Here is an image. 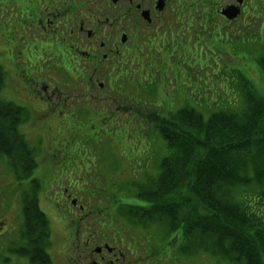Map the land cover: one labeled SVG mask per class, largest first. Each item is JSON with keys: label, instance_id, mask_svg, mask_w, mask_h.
<instances>
[{"label": "rangeland", "instance_id": "obj_1", "mask_svg": "<svg viewBox=\"0 0 264 264\" xmlns=\"http://www.w3.org/2000/svg\"><path fill=\"white\" fill-rule=\"evenodd\" d=\"M197 1L201 3L198 5L190 1L189 4L193 3L191 8L185 6L191 9L186 16L182 11H178L176 16L170 15L172 23L164 27L163 31H166L165 38L173 31L174 38L145 50L154 49L147 57L138 59L135 56L132 59L133 66L127 65L129 74L125 77L117 80L112 76L117 80L113 84V91L109 90V84L112 83L108 81L102 90L96 86L94 92L86 93L81 78L74 77L71 72H64L63 75L59 71L65 61L64 56H58L65 49L61 41H47L39 33L44 29L41 27L37 30L41 17L45 16H41L38 3L33 0H0L2 95L18 98L28 108L37 105L36 110L47 116L24 126L22 132L25 140L37 149V176L41 184L46 180L45 187L40 189L46 197L47 207L51 205L56 213V216L53 215L56 223L54 226L52 223L54 231L49 251L56 263H61L67 257L63 253V246L59 245L60 234L57 233L68 226L65 208L69 205L64 207L61 195L67 197L72 194L66 189L80 188L78 195L83 194L88 198L92 196L90 190H94V197L88 199L91 204L82 199L84 212H87L82 218L88 225L95 218L90 213L94 214L95 210L90 208L95 204L97 207L100 200L104 203L101 209L107 215L123 218L122 212H118L125 204L123 199L135 193V185L140 190L146 188L151 184L150 179L159 173L164 151L157 147L156 133L150 128V123L144 120L151 122V119H155L158 122L163 112L174 114L172 112L182 107L190 108L198 114L194 116L195 119L200 118L205 122L210 115L219 111L241 115L245 86L246 95H253V101L259 100L258 96L264 100V71L260 70L264 69V0L245 1L244 15L230 21L224 20V17L235 14L236 8L232 6L226 9V5L235 4V0ZM221 9L225 11L220 13ZM45 28H48L46 23ZM54 46L58 53H54ZM140 64L143 69H136V65ZM126 78H129V82H126ZM38 81L49 84L50 90L62 91L59 102H53L51 106L44 104L42 98H47L49 91L46 89L42 92L39 84H34ZM99 83L104 81L101 79ZM66 85L76 90L66 88ZM52 97L53 100L58 98L56 94ZM33 113L35 111L31 110L30 114ZM60 113L58 121H49L51 116ZM201 140L211 145L209 141ZM12 172L6 159L0 158V200L8 210L4 218L12 211L10 223L13 226L14 212L18 207L14 203L19 200H10L8 195L17 196L21 190L16 184H10ZM119 185L125 188L124 193L118 190ZM28 188L29 185L23 187L24 190ZM251 191H254L253 187L246 188V194ZM107 194L119 195L122 199L101 198ZM240 201H244V198L236 203ZM137 203L136 199L134 204ZM260 206L253 202V210L264 216V204ZM19 217L21 220V213ZM49 218L52 220L51 216ZM231 223L227 222L223 229L233 232V242H244L246 250L239 255L242 259L233 254L238 261L231 260L232 255H227L221 261L226 264H254L259 259L258 264H264L263 242L259 244L258 254L248 252L247 248L250 245L248 240L257 238V231L245 226L241 228L239 224L232 226ZM148 224L151 228L144 234H151L154 239H150L151 242H136L143 245L142 249L152 250L165 237L161 226H154L152 221ZM132 233V237L137 238L141 231L134 229ZM57 245L60 249H55ZM169 247H174V244ZM172 252L159 246L155 261L170 259ZM204 254L185 260L181 258L180 261L175 260L174 264H210L209 253ZM2 255L10 258L8 264H29L19 263L13 253L5 251L0 254V264H4Z\"/></svg>", "mask_w": 264, "mask_h": 264}, {"label": "trees", "instance_id": "obj_2", "mask_svg": "<svg viewBox=\"0 0 264 264\" xmlns=\"http://www.w3.org/2000/svg\"><path fill=\"white\" fill-rule=\"evenodd\" d=\"M245 88L241 115L219 111L205 122L195 119L198 114L187 107L172 112L175 115L163 112L158 122L151 119L153 131L164 141L160 139L159 148L165 155L151 184L135 193L142 203L127 208L133 222L149 228L152 221L180 238L186 246L181 251L184 255L208 252L216 258L219 252L238 261L246 245L233 242V232L223 229L229 221L232 226L257 231V238L248 240V252L258 254L260 242L264 243V216L253 210V202L259 207L264 204V100L258 96L259 100L253 101L254 96L246 95ZM15 109L0 97V157H6L14 168L18 166L25 179L35 165L29 158V146L18 133L22 121ZM249 187L254 191L246 194ZM129 197L125 198L127 205ZM242 197L244 201L236 203ZM31 207L26 213L20 254L35 263L50 264L42 253L47 245L48 222ZM258 263L259 259L254 264Z\"/></svg>", "mask_w": 264, "mask_h": 264}, {"label": "flooded vegetation", "instance_id": "obj_3", "mask_svg": "<svg viewBox=\"0 0 264 264\" xmlns=\"http://www.w3.org/2000/svg\"><path fill=\"white\" fill-rule=\"evenodd\" d=\"M179 1L114 0L113 4H110L111 0H94L95 11L90 14V19L79 23L76 33L73 30L70 33L71 48H77V54L82 56L88 65L94 63L97 52L102 55L106 54L105 62L108 61L111 54L120 56L116 62L118 65L125 53L135 51L137 40L147 39L149 42H155L156 37L162 32L163 24H165L163 17L175 14L177 9L183 8ZM120 9H124V14L121 17L117 15L113 17V11ZM142 14H145V18L142 17ZM102 19L103 21H101ZM110 20L111 23L107 28L104 23H108ZM61 24L59 22V25ZM120 29H123V32L115 35ZM122 36H125L123 44L120 43ZM82 46L84 49H81ZM46 89V85H41L42 91ZM68 199L72 209L75 210L73 213L75 216L79 218L83 217L84 213L87 214L84 212V207L78 204L81 198L68 197ZM4 214L5 210H3L0 201V254L2 248L12 245L11 238L15 235L14 226L10 223L11 215L4 218ZM80 235L81 227L78 224L74 230L73 259L68 260L69 264H143L138 253L125 254L119 245L110 242V235L104 230L99 234L87 235L84 241Z\"/></svg>", "mask_w": 264, "mask_h": 264}, {"label": "bare ground", "instance_id": "obj_4", "mask_svg": "<svg viewBox=\"0 0 264 264\" xmlns=\"http://www.w3.org/2000/svg\"><path fill=\"white\" fill-rule=\"evenodd\" d=\"M95 84L97 85L98 89H100L102 87V85H101V83H99V81L96 82ZM84 86H85V88H87L91 92H94V90H95V87L93 86V84L88 80H86L84 82ZM137 189H138V187L135 185V188H134L135 192L138 191ZM262 255H264V254H262Z\"/></svg>", "mask_w": 264, "mask_h": 264}, {"label": "water", "instance_id": "obj_5", "mask_svg": "<svg viewBox=\"0 0 264 264\" xmlns=\"http://www.w3.org/2000/svg\"><path fill=\"white\" fill-rule=\"evenodd\" d=\"M238 3H241V0H238ZM232 10V9H231ZM235 15L233 14L232 16H228V18H233Z\"/></svg>", "mask_w": 264, "mask_h": 264}]
</instances>
